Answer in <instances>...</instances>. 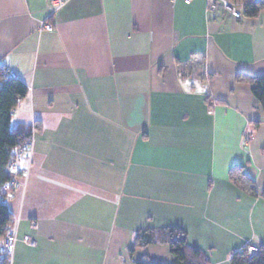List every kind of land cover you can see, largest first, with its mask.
<instances>
[{"label":"crops","instance_id":"1","mask_svg":"<svg viewBox=\"0 0 264 264\" xmlns=\"http://www.w3.org/2000/svg\"><path fill=\"white\" fill-rule=\"evenodd\" d=\"M237 10L0 0V66L28 88L13 125L32 127L5 199L10 264H170L164 244L130 251L173 227L209 264L264 246V109L237 79L264 74V7Z\"/></svg>","mask_w":264,"mask_h":264},{"label":"trees","instance_id":"2","mask_svg":"<svg viewBox=\"0 0 264 264\" xmlns=\"http://www.w3.org/2000/svg\"><path fill=\"white\" fill-rule=\"evenodd\" d=\"M241 6L242 14L246 17H257L264 4L260 0H229ZM239 81L251 84L254 97L264 109V74L254 78L238 75ZM28 94L27 86L16 77H10L9 71L0 66V242L10 234L12 227V213L10 212L3 194V187L14 179L10 172L13 159L21 147H28L32 141V127L24 124L13 125V114L20 102ZM236 171V170H235ZM237 174V173H236ZM236 176L231 173L236 182L247 184L252 196L258 197L254 183L243 173ZM264 197V192L262 193ZM149 244H164L170 249L173 261L170 264H209L206 255L190 247L187 243L186 233L178 228H165L160 230H146L136 236V248H144ZM0 264H9L8 259L0 254ZM134 264H160L147 260L134 261ZM231 264H264V246L258 247L256 253L247 256L244 249L235 252Z\"/></svg>","mask_w":264,"mask_h":264},{"label":"built area","instance_id":"3","mask_svg":"<svg viewBox=\"0 0 264 264\" xmlns=\"http://www.w3.org/2000/svg\"><path fill=\"white\" fill-rule=\"evenodd\" d=\"M68 0H53L55 5L57 7H62ZM193 0H185L187 3H191ZM208 8H215L217 6L223 7L226 11L230 12L232 15L239 17L240 13L237 10V4L232 3L229 0H205ZM43 29H45L48 32H52L53 28L51 25L44 24ZM10 77H15L14 73L9 72ZM24 153H29L27 156L28 161H31V144L28 147H21L18 152L17 156L13 159L10 167V172L15 175L18 172L17 163L20 158V156ZM24 173L27 175L28 170L26 169ZM18 188V183L13 179L8 184H6L3 187V194L5 195V198L7 196H11L15 189ZM23 241L30 245L31 247H35V242L31 240L29 237H24ZM17 238L14 234L10 233L8 234L3 241L0 242V254L8 259L9 264L12 262L14 253H15V247H16ZM245 254L247 256H250L253 253H256L258 251V247H249V249H245Z\"/></svg>","mask_w":264,"mask_h":264},{"label":"rangeland","instance_id":"4","mask_svg":"<svg viewBox=\"0 0 264 264\" xmlns=\"http://www.w3.org/2000/svg\"><path fill=\"white\" fill-rule=\"evenodd\" d=\"M251 246H252V245H247V246H245V247H244V250H245V249H249V247H251ZM252 247H255V246H252Z\"/></svg>","mask_w":264,"mask_h":264}]
</instances>
